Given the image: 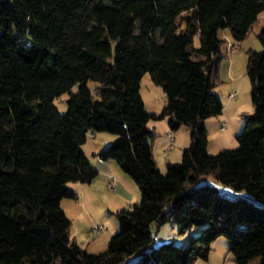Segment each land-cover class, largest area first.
Returning <instances> with one entry per match:
<instances>
[{
    "label": "trees",
    "instance_id": "trees-1",
    "mask_svg": "<svg viewBox=\"0 0 264 264\" xmlns=\"http://www.w3.org/2000/svg\"><path fill=\"white\" fill-rule=\"evenodd\" d=\"M263 11L264 0H0V264H195L221 236L236 264H264V27L263 48L248 51L254 111L240 146L210 154L205 123L223 112L214 77L227 43L220 31L240 42ZM147 72L165 93L160 113L145 107ZM66 92L61 113L54 100ZM165 117L172 130H191L167 174L148 140L150 121ZM90 131L116 135L98 155L142 194L117 212L120 228L96 254L71 238L61 206L78 198L69 182L99 174L82 148ZM210 174L247 196L199 184ZM172 220L180 232L201 231L187 246L149 250L152 225Z\"/></svg>",
    "mask_w": 264,
    "mask_h": 264
},
{
    "label": "rangeland",
    "instance_id": "rangeland-1",
    "mask_svg": "<svg viewBox=\"0 0 264 264\" xmlns=\"http://www.w3.org/2000/svg\"><path fill=\"white\" fill-rule=\"evenodd\" d=\"M262 27H264V11L247 37L240 42L233 39L230 29L226 28L220 31V37L226 39L227 43L226 46L224 45V55L215 69L214 77L217 79L215 92L223 102V112L208 118L205 122L209 136L208 152L210 154L240 146L237 136L244 129L246 116L254 111L252 85L248 75V51L250 49L259 51L263 48L258 38ZM230 41L231 43L228 44ZM232 44L236 46L235 49H232ZM195 45L199 46L197 38ZM89 85L95 89L96 83L89 81ZM78 90L79 83L71 89L72 92ZM141 93L146 101V110L162 112L164 92L162 87L154 82L150 72H147L142 78ZM69 97L70 92H66L54 100V104L61 113L67 112ZM163 119L150 121L149 125L153 136L148 140L153 144L154 158L158 168L162 173L167 174L168 165L181 161L183 150L190 146L191 130L188 126L182 125L179 129L173 130L176 139L171 140L167 133L172 129L169 128L168 132L164 130ZM153 125H157V130L153 129ZM115 138L116 135L110 132L90 131L88 133L87 141L82 145V148L98 167L99 174L90 183L69 182L67 186L78 193L79 199L64 198L61 204L62 209L72 220L71 238L75 239L84 249L95 254L107 250L111 237L119 230L120 222L117 212L122 209H131L134 203L140 202L142 199L141 190L135 180L125 173L114 160L112 161L116 167L108 168L107 172L104 171V164L96 155L109 146ZM171 144H173L172 148H170ZM203 183L215 185L221 192H225L232 198L247 196L245 191H234L231 187L224 186L212 174L204 176L199 184ZM152 227L155 238L150 244L149 250L165 242H175L178 245L187 246L189 237L199 234L201 231V228H191L180 232V226L173 220L160 226L154 223ZM186 237L188 242L183 243ZM158 238L160 239L158 240ZM139 256L138 253L134 260H137ZM195 264L236 263L229 252L228 240L221 236L213 242L208 259H199Z\"/></svg>",
    "mask_w": 264,
    "mask_h": 264
},
{
    "label": "crops",
    "instance_id": "crops-1",
    "mask_svg": "<svg viewBox=\"0 0 264 264\" xmlns=\"http://www.w3.org/2000/svg\"><path fill=\"white\" fill-rule=\"evenodd\" d=\"M230 35V34H229ZM231 43V41L230 42H228V44H230ZM234 45V44H233ZM227 48H228V46H227ZM164 92V91H163ZM145 101V100H144ZM164 105H165V93H164V103H163ZM145 105H146V101H145ZM156 111H159V110H156ZM155 111V112H156ZM152 112V111H151ZM156 113H160V112H156ZM164 121V130H166V132H168L169 131V128H170V125H169V117H165L164 119H163ZM150 124V123H149ZM153 129H156L157 130V125H153ZM170 134H172V136H170ZM167 135H168V138H170L171 140L172 139H176V135H175V133L173 132V130H171V131H169L168 133H167ZM173 147V144H171L170 145V148H172ZM99 154V153H98ZM98 154H96V155H98ZM99 156V155H98ZM100 158V157H99ZM101 160V159H100ZM93 162V161H92ZM102 164H104V171H109L108 170V168H110V169H112V168H114V167H116V164L112 161V160H109V161H103V160H101L100 161ZM78 194V193H77ZM77 199H79V196H78V198ZM160 238H158V240H159Z\"/></svg>",
    "mask_w": 264,
    "mask_h": 264
},
{
    "label": "built area",
    "instance_id": "built-area-1",
    "mask_svg": "<svg viewBox=\"0 0 264 264\" xmlns=\"http://www.w3.org/2000/svg\"><path fill=\"white\" fill-rule=\"evenodd\" d=\"M232 46V49H235L236 48V46L235 45H231ZM229 48V47H228ZM231 96L233 97V94H231ZM170 136H172V134H170Z\"/></svg>",
    "mask_w": 264,
    "mask_h": 264
}]
</instances>
